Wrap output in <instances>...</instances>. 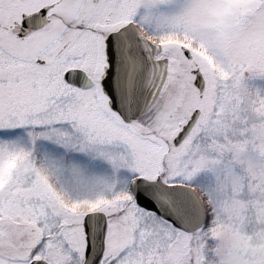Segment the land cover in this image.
Listing matches in <instances>:
<instances>
[{"label": "snow or ice", "instance_id": "6c2138e0", "mask_svg": "<svg viewBox=\"0 0 264 264\" xmlns=\"http://www.w3.org/2000/svg\"><path fill=\"white\" fill-rule=\"evenodd\" d=\"M0 264H264V0H0Z\"/></svg>", "mask_w": 264, "mask_h": 264}]
</instances>
